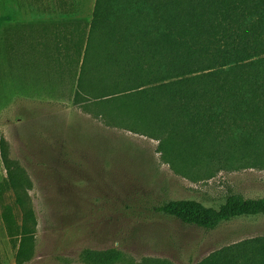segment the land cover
<instances>
[{"label":"rangeland","instance_id":"1","mask_svg":"<svg viewBox=\"0 0 264 264\" xmlns=\"http://www.w3.org/2000/svg\"><path fill=\"white\" fill-rule=\"evenodd\" d=\"M96 1L70 0L74 6L66 15L53 0H0V264H18L26 218L19 199L34 213V252L25 264H84L86 250H116L124 255L118 264H201L264 237V216L207 231L155 210L172 200L219 208L231 195L264 198V146L224 150L234 155L227 167L193 161L186 144H171L164 134L152 138L154 125L147 132L124 128L115 125L123 118L113 107L76 102L68 61L4 49L7 29L74 18L91 22ZM110 113L111 120L104 116ZM2 139L28 177L24 190L7 187ZM7 207L14 225L5 222Z\"/></svg>","mask_w":264,"mask_h":264},{"label":"trees","instance_id":"2","mask_svg":"<svg viewBox=\"0 0 264 264\" xmlns=\"http://www.w3.org/2000/svg\"><path fill=\"white\" fill-rule=\"evenodd\" d=\"M2 44L8 52L32 50L60 64L68 61L76 102L93 99L113 107L123 118L115 125L124 128L147 132L154 125L152 138L164 134L171 144H186L193 161L227 167L234 155L224 150L264 146V0H97L91 22L17 24L6 30ZM1 155L7 187L24 190L28 177L10 158L5 139ZM17 203L26 217L17 261L25 264L34 252V213L22 199ZM155 210L215 231L234 220L263 217L264 198L231 195L219 208L172 200ZM5 212V222L14 225L12 209ZM81 259L118 264L124 255L86 250ZM201 264H264V237Z\"/></svg>","mask_w":264,"mask_h":264},{"label":"crops","instance_id":"3","mask_svg":"<svg viewBox=\"0 0 264 264\" xmlns=\"http://www.w3.org/2000/svg\"><path fill=\"white\" fill-rule=\"evenodd\" d=\"M53 1L59 5L60 11L62 13H64V14H66V15L70 13V11L72 10V8L74 6L70 2V0H62V1H60V0H53ZM67 20H72V19H67ZM76 20H79V19H76ZM63 21H66V20H63Z\"/></svg>","mask_w":264,"mask_h":264}]
</instances>
